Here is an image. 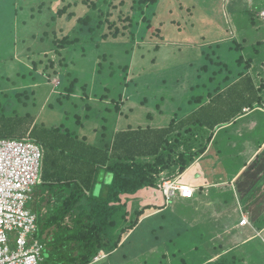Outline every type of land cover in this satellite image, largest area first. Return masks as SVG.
<instances>
[{
	"label": "trees",
	"instance_id": "16d2710c",
	"mask_svg": "<svg viewBox=\"0 0 264 264\" xmlns=\"http://www.w3.org/2000/svg\"><path fill=\"white\" fill-rule=\"evenodd\" d=\"M157 1L151 0L147 9L151 6L155 7ZM13 2L9 3L10 7H14ZM146 2V0H139L137 4L145 5ZM2 3L0 0V11ZM257 3L258 6H255L253 10L242 12L243 28H250L249 24L251 26L253 24L257 26L256 30L264 31V21L259 19V13L264 9V1ZM184 6L192 15L193 1L183 0V3L176 5L178 16H183L180 12H183ZM84 7L88 11L85 12L84 9L76 21L77 28L72 30L74 36L59 34L58 30H63L55 29L59 20L65 19L66 22L73 20L78 10ZM116 7L113 1L110 3L109 0H61V4L56 7L46 22L45 28L53 29L51 50L58 54L65 53L64 62H60L61 69L56 71V75L61 79V86L58 87V94L53 96L54 102L49 104L51 108L55 107V103L65 105V108L60 110L61 113L46 109L43 117L37 119L27 111L20 112L13 109L12 102L22 100L21 93L14 91L3 95L4 102L0 100V139L31 142L42 151L40 177L33 189L35 196L33 199L31 197L27 204V208L36 216V230L30 237L33 242L41 243L40 264H98L104 259L96 260L97 256L110 255L118 250L124 233L128 235L122 247L127 248L136 228L141 223L138 219L143 209L136 214L132 224L122 228L117 234L118 221L116 220L120 216H115L116 220L113 216L117 215L122 208L123 197L138 196L141 191L149 193L157 187L161 189L163 182L176 179L180 175L189 177L190 167L202 158L211 156L214 146H217L219 151L218 155L212 156L215 159L218 157L216 160L220 159V152L226 149H230L229 154L234 159L239 153L243 155L245 161L233 177L245 168L239 177L246 178L248 191L258 187L256 172L260 171L264 174V166L259 162V158H263L264 149H260L264 143L256 146L254 153L246 159L247 145L245 143L238 144V146L245 145L240 150L233 148L237 140L231 141V136L218 139L219 132L230 128L233 124L235 126L237 120L247 114L246 109L250 112L264 106V99L260 96L263 87L257 88L255 78L250 71L254 58L251 56L245 61L242 51L247 50L245 52L251 55L260 53L257 54V50L252 48V45L243 49L244 47L234 40L229 49L239 52L232 62L237 69H232L231 64L226 62H218L220 64L217 65L222 66L218 71H214L210 77L209 75L198 77L197 84L190 90V95H185L186 92H184V100L181 103L188 102V107L191 109L189 113H186L187 108L183 106L175 108L172 105L171 110L175 109L176 112L170 114L169 122L157 125L155 115L164 114L162 109L165 103V98L157 89L160 90L165 85L159 86L162 79L155 83L146 81H148L147 77L155 71L156 67L152 65L158 62L159 53L168 45L164 42L163 23L159 22V26H156L149 19L151 17L144 18L145 26L140 28L139 33L142 42L135 43L134 35L139 29L136 11L132 10V18H123L126 13L120 10L117 13L120 17L115 20L113 18L116 17ZM39 8L43 9L42 6ZM97 10L100 11L98 14H96ZM150 13L154 15L153 12ZM141 14L144 13L141 12ZM103 16L106 17L105 20H101ZM13 17L15 21L17 18L15 11H13ZM10 19L11 22H6L0 18V24L3 23L6 35H12L11 38L14 39V35H18L17 27L15 22L13 23L12 16ZM254 19L259 20L255 22ZM126 22H128L127 26L124 24ZM215 22L211 20L209 24L204 23V26H211ZM171 27L179 31V28ZM105 30L106 33L102 34ZM124 30H130L128 36H132L128 40L130 42L125 45L129 49L117 50L118 44L110 40V35L116 39L124 35L122 32ZM44 31L47 35V30ZM144 33L148 36L145 39ZM211 36L209 35L206 39L213 45L207 48L206 56L200 59L202 64L213 63L208 51H213V47L217 48L218 38H213L215 35ZM146 39L155 44L154 48L148 50V53H154L155 57L150 63H145L144 59L139 62L135 53L137 49H141L142 43H146ZM184 45L186 47L177 45L181 53L195 46L193 43ZM197 45L204 48L202 44ZM91 50L96 51L95 56L93 55L94 67L83 70L80 58H88L87 54L90 55ZM39 64H35V67L37 68ZM3 65L5 64L0 63L1 71ZM46 69L45 65L43 72ZM13 70L15 69L10 68L9 71L13 73ZM1 74L0 90H4L7 86L9 87L11 81L6 76L7 73ZM203 77L207 82H204ZM201 88L204 90L200 91ZM194 89L198 94L192 92ZM32 92L36 94V91ZM152 100L158 103L155 104V111L148 112L147 105H152L153 103L150 102ZM181 111L184 112L182 116L179 115ZM142 112L146 114L148 121L140 123L137 117ZM62 117L69 122L73 120L69 127ZM60 118L61 123V120L55 124L52 123ZM209 131L211 134L208 133ZM99 132L98 140L90 138L91 135H97ZM219 144L222 146L220 147ZM252 144L253 142L250 146ZM258 150L260 151L256 153ZM224 156H221V159ZM249 172L252 177L248 174ZM248 175L251 177L250 180H247ZM186 185L195 190V198L191 200L194 201L193 209L187 211L193 212L201 200L200 194L203 192V187H194L187 183ZM160 193L162 207L157 208L160 211L155 215L168 209L172 200L179 195L176 193L173 197L166 195L164 191ZM178 198L188 200L182 196ZM253 209L251 208V221L255 225L264 226L262 209L260 207ZM191 237L190 232L180 234L164 247L170 251L172 264L204 263H198L196 261L198 258L191 262L185 261V256L195 258L191 249L196 246V242ZM186 238L189 239L186 240ZM181 239L185 240L180 242ZM132 243L139 249L142 248L137 241L134 240ZM248 243L250 245L252 241L245 245ZM14 244L15 242L11 243V245ZM211 246L213 247H207L208 249L204 251L216 249L214 245ZM222 247L220 248L223 249ZM221 249L218 259L206 264H249L247 263L249 258L243 251L233 253ZM132 250L138 253L143 252V249ZM138 253L136 254L139 256ZM184 253H186L184 258L179 259V255ZM136 254L123 255L124 259L120 260L119 264H137L138 262L142 264L140 260L138 262L133 260ZM156 254L157 252H152L151 258L154 259ZM208 254L211 255L210 252ZM260 260L257 264H262L264 258Z\"/></svg>",
	"mask_w": 264,
	"mask_h": 264
},
{
	"label": "rangeland",
	"instance_id": "374dc122",
	"mask_svg": "<svg viewBox=\"0 0 264 264\" xmlns=\"http://www.w3.org/2000/svg\"><path fill=\"white\" fill-rule=\"evenodd\" d=\"M12 1H14V7H10L9 5ZM112 1L114 6H117V12L115 13L116 17L113 18L115 20H118L120 17V15L117 14L120 10H124L126 13L123 18H132V10L136 11V21L139 23V29L134 35L135 43L142 42L140 41L139 33L140 28L145 26L144 18L151 17L149 19L152 21V24L156 26H159V22L163 23L162 27L165 29L163 32L164 42L168 45L159 53L158 62L152 65L156 67L155 71L147 77L148 81H146L148 83H155L162 79L159 86L165 85L163 88H160V90L159 88L157 89L159 94L165 98V103L163 104L164 109H162L164 114L161 116L155 115V122L157 125L158 123L163 124L167 122L170 118V114L176 112L175 109L171 110L172 105H174L175 108L183 106L187 108L186 113H189L191 109L188 107V102L186 101V103L183 104L181 102L184 100V92H186L185 95H190V90L197 84L198 77L202 75H206V77L209 75L210 77L214 71H218L222 67L217 65L221 62L231 64L232 69H237V67L232 65V62L235 56L239 55V52L229 49L234 40L237 41V44H241L244 47L243 49H247L252 45V48L257 50V54L260 53L258 55H251L245 52L247 50H241L242 54L245 55V61L251 56L254 58L250 71L255 78L257 88L263 87L260 96L264 99V31L256 30L257 26L253 24L252 26L249 24L250 28H243L244 19L242 20L241 17L242 12L253 10L255 6H258L257 2H263L264 0H192V15L188 12V8L184 6L185 9L182 10L183 12H180L183 16H178L176 8V5L183 3V0H158L156 6H151L152 8L150 7L149 9H147V5L151 3V0H146L147 2L145 5L137 4L139 0H136V2H133L134 0H109L110 3ZM2 2L0 18L3 21L11 22L10 17L12 16L13 23L15 22L17 27L16 31L18 35H14V39L11 38L12 35L7 36L3 23L0 24V63L5 64L1 66L3 69L2 71L0 70V76L2 75L1 73H7L8 75H5L11 81L9 87L7 86L4 90H0V100L4 102L3 95L14 91L21 93L22 100L20 102L16 100L13 101V109L15 108L20 112L27 111L29 114L36 116L37 119L43 117V112L46 109L50 112H60L62 108H65V105L55 103V107L51 108L49 104L54 102L53 96L58 94V87L61 86V79L56 75V71L61 69L60 62L64 60L65 53L58 54L54 50H51L50 46L52 44L53 29L45 27L46 22L51 17V13L61 4V0H2ZM123 2L125 3L121 5ZM39 6H42L43 9L39 8ZM84 9L85 7L78 10L73 20L66 22L65 19H60L55 29L58 30L62 28L63 30H58V33L62 34V36L71 35V37H73L72 30L77 28L76 21L82 15ZM13 11H15L17 17L15 21ZM86 11H88L87 8L85 9V12ZM99 12L100 11L97 10L96 14ZM141 12L144 14L142 15ZM150 12H153L154 15L152 16ZM105 19V16L101 18V20ZM259 19L264 21V9L260 11ZM211 20L216 22L211 24V26H204V23L209 24ZM254 20L255 22L258 21L257 19ZM171 21L174 22L172 23ZM175 21L177 23H175ZM124 24L127 26L128 22ZM171 26L179 28V31L172 29ZM45 29L47 30V35H45ZM122 32H124V35H120L116 39L110 35V40L118 44L116 47L117 50L125 51L129 49L125 45L130 42L128 40H130L132 36H128L130 30H124ZM103 33L105 34L106 30L102 31V34ZM145 34L146 33L143 35L144 39L147 36ZM209 35H215L213 38H218L216 43L217 48L213 47V51H208L213 63L202 64L201 60L207 52V48L213 45L212 42L206 39ZM185 43H193L195 46L187 48L181 53L177 45L179 44L186 47L184 45ZM197 44H202L204 48L202 46L198 47ZM154 46L155 44L149 42L148 39H146V43L141 44V49H137L135 52L137 53L136 57L139 59V62L143 59L145 63H150L154 60V53H148L149 48H154ZM119 52L121 53L122 51ZM90 53V55L87 54L88 58H80V65L81 69L84 68L83 70L87 68L93 69L94 67L93 58L96 51L91 50ZM194 54H196V56H193ZM44 62L46 63L47 69L43 72L45 69ZM35 64H39L37 68ZM202 67H206V69H202ZM10 68L15 69L13 73L9 71ZM163 82L165 83L162 84ZM204 82H207L206 78H204ZM33 90L36 91V94H33ZM203 90V88L200 89V91ZM192 92L198 94L195 89ZM48 101L50 102L48 103ZM152 101H150L153 103L152 105H147L148 112L155 111V104L158 103L157 101ZM71 110L72 105L70 106V111ZM144 112L137 117V121H140V123L148 121L146 114H143ZM245 112H247V114L240 117L235 126L233 124L230 128L219 132L218 139L221 137L226 139L231 136V141L233 140L234 142V139L237 140L233 148H239L240 150H242L245 145L238 146V144L245 143L247 145L245 158H248L249 155L254 153L253 150L256 149V146L264 143V106L257 107L254 110H250V112L246 109ZM183 114L184 112L182 111L179 113L180 116ZM62 119H64V123L67 124L68 127L73 121L70 120L69 122L68 119L63 117ZM62 119L60 118L52 123L55 124L60 120L61 123ZM228 132L229 134H226ZM208 133L211 134V131ZM99 136L100 132L97 133V135H91L90 138L98 140ZM252 142L253 144L250 146ZM219 146L221 147L222 145L219 144ZM214 147L215 148L212 150L213 153L211 152L212 156H214V154L218 155L219 153L217 146ZM263 149L264 144L260 150ZM260 150L256 151V153ZM229 152L230 149L221 151L220 159L221 156L225 155L221 160H216L217 158L215 159V157L212 156H206L199 160L197 168L191 171L189 176L193 178H197L199 174L204 175V178H207L210 183L213 181H215L214 183L221 184L224 182L228 183V185L223 186L222 189H211L217 193L209 191L208 194L205 195L207 192H202L200 194L201 200H199L200 202H198V205H194L195 208L193 212L187 211L191 208L193 209L194 201L191 200L195 198V195L193 197H186L185 199L188 200L185 201L178 198L181 195L177 192L180 196L178 195L175 197L169 204V208L157 215H155V213L160 211L157 208L162 207L161 205L163 202L160 193L161 189H158V187L155 190L152 189L153 191L149 193L147 191H141L138 193V196L125 195L121 202L122 208L117 215L113 216L115 220V216H120L116 220L118 221L117 234L120 233L122 228L132 224L136 214L143 209L138 219L141 223L138 227L136 226V230L134 229V236L132 237L131 243H128L129 245H127V248H125V246L122 247L128 235L124 233L122 239H120L118 252L114 251L110 255H105L101 258L104 260L98 264H119L120 260L124 259L123 255L138 253L132 249L137 251L143 249L142 253H138L139 256L136 254V256L133 257L135 262L140 260L142 264H172L173 259L170 251L168 248L164 247L168 245V242L177 238L180 234L188 232L192 234L196 246L191 249L194 252L195 258L185 256L186 253L179 255V259L185 256L186 262L194 261L196 258H198V260H196L198 263L204 262L206 264L215 262L219 256L214 259H208V252H210V254L218 253L222 246L223 249L221 250L223 251L227 250L233 253H237L239 250L244 251L248 245H239L236 235L238 231L233 230L237 222L238 214L231 212L235 209V206L238 205L239 201L235 198L233 187H229V182L245 160L242 154L239 153L238 157L234 159ZM262 156L263 158H259L261 164L264 163V153ZM250 172L248 174H250ZM180 178L182 182L189 183L190 177L180 175ZM174 180L177 179H173L170 182L174 183ZM260 187H262V185ZM166 188L167 184H165L164 190ZM174 196L175 195H173V197ZM247 230L249 229L247 228ZM130 234L131 233H129V235ZM188 239L189 238H186V240ZM134 240L135 242L137 241L142 248L139 249L135 246L134 243H132ZM183 240L185 239H181L180 242ZM236 241L237 243H235ZM211 245H214L216 249H209L208 252L204 251V249L212 248L213 246ZM250 246V250L253 253H258L256 255L257 257L264 258V242L261 238L255 239ZM152 252H157V256L154 259L151 258ZM188 254L190 255L191 253Z\"/></svg>",
	"mask_w": 264,
	"mask_h": 264
},
{
	"label": "built area",
	"instance_id": "2783aa9c",
	"mask_svg": "<svg viewBox=\"0 0 264 264\" xmlns=\"http://www.w3.org/2000/svg\"><path fill=\"white\" fill-rule=\"evenodd\" d=\"M41 159L42 151L34 143L0 139V264H39L41 261L39 244L30 245V236L36 230V216L27 208L39 181ZM165 184L164 193L168 196L177 192L183 198L195 194L192 187L177 180ZM15 230L19 231V237L9 246L8 234Z\"/></svg>",
	"mask_w": 264,
	"mask_h": 264
},
{
	"label": "crops",
	"instance_id": "0c3cea01",
	"mask_svg": "<svg viewBox=\"0 0 264 264\" xmlns=\"http://www.w3.org/2000/svg\"><path fill=\"white\" fill-rule=\"evenodd\" d=\"M253 157H254V155H253ZM216 158H218V157H216ZM198 163H195V164H193L190 167V169L188 170V175H190L192 170L197 168ZM263 166H264V163H263ZM244 170H245V168L241 169L239 171L238 175L232 177L230 182H229V187H233L232 189L235 191V198H237L238 201H239L238 205L235 206V209L231 212V213H237L238 214L237 222H236L235 226L233 227V230L238 231V234H236V235H237V238H238L237 241H239V245H243V244H245V243H247L249 241L254 242L255 239H258V238H261V240L264 242V236H263L264 226H260V225H257V224L255 225L251 221V217H250V214L252 213L251 208L255 209L256 207H260L262 209L261 214L264 215V174L262 172H260V171L256 172V173H258L255 176L256 179H258V181H259L258 187H256V189H253V191H250V190L248 191L247 188H246L247 185H248V183H246V181H245L246 178L242 177L243 179H240V177H239ZM250 176L252 177V175H250ZM189 177H190L189 183L182 182L180 176L176 177V179L180 183H183V184L187 183V184H190V185H192L194 187L195 186L196 187H198V186L201 187L202 186L203 187L202 191L203 192H207V193H205V195L208 194L209 191L217 193L216 191L211 190L212 188H214V189H222L223 186L228 185V183H226V182H224L223 184L214 183L215 181L210 183L207 180V178H204V175H199L198 174L197 178H195V177L193 178L191 176H189ZM249 177H247V180L251 179V177L250 178ZM252 179L255 180V178H252ZM261 185H262V187H260ZM234 188H236V189H234ZM34 196H35V194L32 193V199L34 198ZM238 207H239L240 210L238 209ZM241 220L242 221L246 220L247 222L245 224H242ZM247 228L251 232L249 230H247ZM227 231H229V230H227ZM237 241L235 243H237ZM246 245H248V246L245 248L243 253L247 254L246 256L250 259V260L248 259L247 263L255 264L257 262H260L261 258L256 256L258 253H253L250 250V248H251L250 245L251 244L249 245V243H248ZM218 255H219V252L218 253H213L211 255H208V259H212V258L214 259ZM263 263H264V261L262 262V264Z\"/></svg>",
	"mask_w": 264,
	"mask_h": 264
},
{
	"label": "clouds",
	"instance_id": "9594fccd",
	"mask_svg": "<svg viewBox=\"0 0 264 264\" xmlns=\"http://www.w3.org/2000/svg\"><path fill=\"white\" fill-rule=\"evenodd\" d=\"M166 182H168V181H166ZM166 182H163L162 187H161V191H164V185H165ZM181 184H183V183H181ZM161 191H160V192H161ZM28 211H30V210L28 209ZM30 212H31V211H30ZM31 214H33V213L31 212ZM33 215H35V214H33ZM242 224H243V223H242ZM8 236H9V240H10L9 246H13V245H11V243L17 241V239H18V237H19V231H18V230L12 231V232H10V233L8 234ZM34 243H38V242H35V241L33 242V240H31L30 245H34ZM39 246H40V244H39ZM100 256H103V255H100ZM97 257H99V256H97ZM97 257H96V258H97ZM101 258H103V257H101ZM101 258H100V259H101ZM41 260H42V256H41ZM40 262H41V261H39V264H40Z\"/></svg>",
	"mask_w": 264,
	"mask_h": 264
}]
</instances>
